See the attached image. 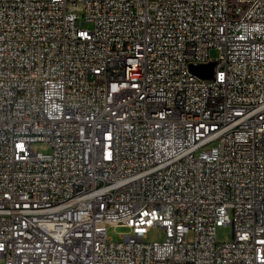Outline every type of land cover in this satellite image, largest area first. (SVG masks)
I'll return each instance as SVG.
<instances>
[{"label": "built area", "instance_id": "built-area-1", "mask_svg": "<svg viewBox=\"0 0 264 264\" xmlns=\"http://www.w3.org/2000/svg\"><path fill=\"white\" fill-rule=\"evenodd\" d=\"M0 264H264V0H0Z\"/></svg>", "mask_w": 264, "mask_h": 264}, {"label": "rangeland", "instance_id": "rangeland-1", "mask_svg": "<svg viewBox=\"0 0 264 264\" xmlns=\"http://www.w3.org/2000/svg\"><path fill=\"white\" fill-rule=\"evenodd\" d=\"M210 55L213 59H215L218 56V52L216 50H212L210 52ZM36 151L40 152H49L50 148L44 144H37L35 146ZM127 230L125 228H114L109 227L108 228V235L110 238H113L114 240H118L120 235L126 232ZM165 239V233L164 231L159 227H152L147 235L148 241H161ZM217 240L220 243L223 242H230L233 240V228L232 226L226 225L221 226L217 229Z\"/></svg>", "mask_w": 264, "mask_h": 264}, {"label": "water", "instance_id": "water-1", "mask_svg": "<svg viewBox=\"0 0 264 264\" xmlns=\"http://www.w3.org/2000/svg\"><path fill=\"white\" fill-rule=\"evenodd\" d=\"M214 65V62H210L208 64L191 66V70L201 78L210 79L213 76Z\"/></svg>", "mask_w": 264, "mask_h": 264}, {"label": "bare ground", "instance_id": "bare-ground-1", "mask_svg": "<svg viewBox=\"0 0 264 264\" xmlns=\"http://www.w3.org/2000/svg\"><path fill=\"white\" fill-rule=\"evenodd\" d=\"M163 123H172V116H163Z\"/></svg>", "mask_w": 264, "mask_h": 264}]
</instances>
